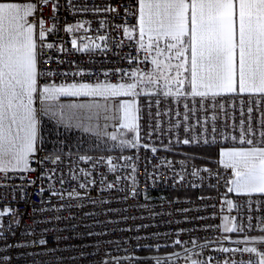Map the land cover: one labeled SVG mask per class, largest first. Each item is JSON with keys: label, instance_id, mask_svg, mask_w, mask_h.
I'll use <instances>...</instances> for the list:
<instances>
[{"label": "snow or ice", "instance_id": "snow-or-ice-1", "mask_svg": "<svg viewBox=\"0 0 264 264\" xmlns=\"http://www.w3.org/2000/svg\"><path fill=\"white\" fill-rule=\"evenodd\" d=\"M50 2L53 23L46 27L43 17L37 18L38 5L47 6ZM67 5L78 12L106 11L132 18V23L114 26L122 33L114 47L122 49L128 42L134 49V54L121 57L127 60L130 69L118 67L105 71L104 79L95 82L76 80V76L86 75L79 70L72 73L73 79L69 82L68 73L43 67L49 60L56 63L49 52L69 51L62 42L58 45L48 40L50 35L60 31L56 23L59 3L0 0V181H5L0 187L11 186L12 199L28 203V188L37 181L55 178L62 186L66 183L59 168L63 163L62 155L55 151L40 155L45 144L44 118L57 130L60 126L77 128L112 141L121 149L143 147L156 153V147L141 144L140 122L146 116L151 130L147 133L149 137L155 132L167 131L178 133L177 144L220 145L215 172L193 165L188 175L201 182L214 179L213 187L217 188L222 182L220 223L208 226L218 229L222 237L202 245L193 239L192 248L203 250L215 243L220 245L215 249L218 252L248 257L225 259L222 264H264V0H124L122 13L112 4L103 8H77L73 0H67ZM87 23L82 21L63 27L65 33L72 34L71 50L89 53L100 49L101 44L96 40L104 42L107 49V35H98L95 39L75 35L81 30L87 33ZM100 26L104 27L105 22L101 21ZM58 76L63 80L57 81ZM62 98L87 100L64 103ZM141 98H144L143 104ZM109 123L114 130L108 131ZM165 123L167 129L163 126ZM229 141L230 146L222 143ZM121 159L123 165L117 163ZM78 160L91 162L93 170L105 165L108 173L115 174L118 167L129 166L132 157L93 160L89 155H79ZM180 164L181 170L187 171L186 160ZM168 166L171 168L172 163L168 162ZM77 171L78 175L70 177L79 182L67 192L69 200L81 198L77 188L87 189L97 184L93 171L84 168ZM135 172L136 165L131 164L134 186L137 183ZM33 173L36 179L29 180ZM14 177L21 181L19 185L8 183ZM100 177L99 183L108 190L123 179L115 175L112 182H107L104 173H100ZM179 180L184 181L185 176L179 175ZM49 188L54 185L49 184ZM45 191L41 186L39 195L43 197ZM51 195L61 200L65 198L63 191H52ZM131 195H137L135 187ZM36 210L33 206V211ZM22 215L10 204L0 208V242L6 246H28L16 242L7 245L9 235H16ZM216 215L213 213L214 218ZM252 232L259 234L251 235ZM231 234L237 238L233 239ZM37 242L47 243L43 238L32 241ZM173 243L181 247L185 244L180 239ZM225 243L235 247L224 246ZM185 253L188 264L212 262L211 257L193 258L202 252L193 253L185 248ZM173 256L179 258V253ZM120 259L115 258L116 264ZM9 260L8 256L0 257V261ZM171 260L172 256L155 258V264H167Z\"/></svg>", "mask_w": 264, "mask_h": 264}, {"label": "built area", "instance_id": "built-area-1", "mask_svg": "<svg viewBox=\"0 0 264 264\" xmlns=\"http://www.w3.org/2000/svg\"><path fill=\"white\" fill-rule=\"evenodd\" d=\"M58 2L60 7L56 12L58 17L56 23L60 31L48 37L49 42L58 45L62 42L69 49L66 52L51 51L49 55L55 57L56 63L47 61L44 68H52L57 72L68 73V81L73 77L72 73L83 70L84 77L76 76V80L95 82L103 80V72L122 68L130 69L125 57L134 54V49L125 42L122 49L114 47L119 43L122 33L115 29V25L121 23H132L131 17L124 18L106 11H75L68 7L67 0H53ZM77 8L87 6L88 8H103L108 4L114 5L121 13V5L124 0H73ZM37 18L43 17L47 26L53 23L52 3L47 6L38 5ZM87 21L85 25L87 33H75L76 36L88 35L95 39L98 35H107L108 47H101L89 53H77L71 50L70 40L72 34L65 33L63 27L66 24ZM104 21L105 26L101 27L100 22ZM47 51V50H46ZM62 81L63 77H57ZM64 103L86 102L87 98H62ZM103 103L102 100L99 101ZM144 103V98H141ZM238 115V112H237ZM167 117H165V121ZM103 123V121H101ZM164 128L168 125L165 123ZM45 144L40 153L59 152L63 157V163L59 165L66 183L62 186L55 178L52 181L42 180L28 188L29 201L13 200L11 186L0 187V208L5 204L18 209L24 215L20 217L21 224L16 229V235L7 239V245L13 242L19 244L27 243V247H10L0 242V257L8 256L9 261H0V264H116L115 258H121L119 264H155V258L166 259L172 256L167 264H188L184 259L185 248L191 249L193 253H201L193 258L206 260L212 258L211 264H222L223 260L247 259L245 255H232L216 251L219 244H209L203 250L199 247L193 249L191 241L195 239L198 245L206 241L216 240L222 237L218 229L208 227L220 223L218 209L220 197L224 193L221 182L219 188L213 187L216 184L214 179H205L201 182L195 177L188 175L194 165L201 169L207 167L213 172L217 169V163L199 162L193 153L185 150L186 145L175 143L176 135L165 131L163 134L155 132L150 137L151 131L148 127L147 117L141 123V144L147 143L150 147H156L157 152H151L150 148L121 149L114 146V142L100 139L95 135L84 133L81 129H65L60 126L59 130L54 124L44 118L43 123ZM114 130L109 123L108 131ZM230 146L231 142H222ZM213 147L219 151L220 145L197 146ZM79 155H89L93 160L111 156L114 160L117 157L130 156L129 166L118 167L115 174L108 173L105 165H98L95 170L92 163H85L78 160ZM192 156L194 159H187ZM204 158V156H199ZM186 160L187 171L181 170V161ZM172 163V167L168 166ZM119 165L124 161L118 160ZM131 164L136 165V180L134 186L131 179ZM36 165H34L35 167ZM84 168L93 171L97 184L87 189H78L81 193L80 199L69 200L67 192L77 187L79 181L71 180L73 174H79L77 169ZM39 170V169H38ZM46 171V169H44ZM100 173L107 176V182H112L115 175L123 177L121 182L111 190L99 183ZM60 173H57L59 176ZM179 175H184L185 180L180 181ZM201 175H206L201 173ZM155 178V179H154ZM29 180L36 179V173L28 177ZM5 181H0L4 184ZM10 185H19L21 181L13 178ZM49 184L54 188L50 189ZM196 184L198 186L193 187ZM46 191L41 197L40 187ZM137 191L136 196L131 195L132 188ZM180 190H208L207 193L198 194L193 197L171 196L172 191ZM52 191H63L65 198L61 200L58 196H52ZM230 195V194H229ZM95 201V203H93ZM71 205V206H69ZM212 205H216L213 208ZM33 206L37 209L33 211ZM213 213H217L215 218ZM235 215V213H233ZM56 217H59L57 219ZM252 232L250 234H254ZM45 239L46 244L32 243ZM180 239L185 242L184 246L175 245L173 242ZM175 246L174 251L166 253L141 252L142 249H161ZM224 246L235 247L233 244L225 243ZM179 253V258L173 256ZM130 257L131 259H124Z\"/></svg>", "mask_w": 264, "mask_h": 264}, {"label": "trees", "instance_id": "trees-1", "mask_svg": "<svg viewBox=\"0 0 264 264\" xmlns=\"http://www.w3.org/2000/svg\"><path fill=\"white\" fill-rule=\"evenodd\" d=\"M185 150H187L190 153H193L196 157V160L199 162H208L207 160H204L200 158L199 156H205V157H218V151L213 147H197V146H186ZM209 159V158H208ZM208 190H180V191H172L170 193L171 196L175 197H193L198 194L207 193ZM232 196V194H230ZM258 232H255L256 234ZM175 246L165 247L161 249H142L141 252H155V253H166L170 251L175 250Z\"/></svg>", "mask_w": 264, "mask_h": 264}, {"label": "rangeland", "instance_id": "rangeland-1", "mask_svg": "<svg viewBox=\"0 0 264 264\" xmlns=\"http://www.w3.org/2000/svg\"><path fill=\"white\" fill-rule=\"evenodd\" d=\"M209 158V159H208ZM205 157L204 156V158H202V159H204V160H207L208 162H206V163H210V164H213V163H216V161H217V157L215 158V157ZM231 197V196H230ZM259 233H256V234H251V235H258ZM232 235V238L233 239H236L237 238V236L235 235V234H231Z\"/></svg>", "mask_w": 264, "mask_h": 264}, {"label": "crops", "instance_id": "crops-1", "mask_svg": "<svg viewBox=\"0 0 264 264\" xmlns=\"http://www.w3.org/2000/svg\"><path fill=\"white\" fill-rule=\"evenodd\" d=\"M96 42H97V43H100V44H101V47H104V42H101V41H99V40H96ZM140 123H142V120H141ZM217 158H218V157H217Z\"/></svg>", "mask_w": 264, "mask_h": 264}]
</instances>
